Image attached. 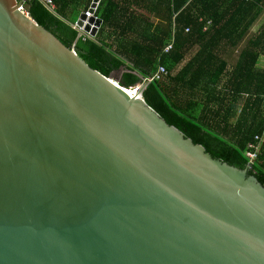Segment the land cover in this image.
Instances as JSON below:
<instances>
[{
  "label": "water",
  "instance_id": "obj_1",
  "mask_svg": "<svg viewBox=\"0 0 264 264\" xmlns=\"http://www.w3.org/2000/svg\"><path fill=\"white\" fill-rule=\"evenodd\" d=\"M24 3L0 0V264H264L248 166L213 158L147 105V80L92 69ZM99 3L76 21L92 38Z\"/></svg>",
  "mask_w": 264,
  "mask_h": 264
},
{
  "label": "trees",
  "instance_id": "obj_2",
  "mask_svg": "<svg viewBox=\"0 0 264 264\" xmlns=\"http://www.w3.org/2000/svg\"><path fill=\"white\" fill-rule=\"evenodd\" d=\"M92 2L53 0L55 8L49 10L30 0L24 10L105 77L125 69L123 87H135L164 67L167 75L144 90L145 102L213 158L245 169L249 144L263 136L249 174L264 187V0H100L96 15L102 25L94 38L85 34L83 40L74 25ZM139 11L165 15L167 25H154ZM261 18L260 29L248 35ZM243 41L227 71L225 56ZM195 44L200 48L177 73Z\"/></svg>",
  "mask_w": 264,
  "mask_h": 264
},
{
  "label": "crops",
  "instance_id": "obj_3",
  "mask_svg": "<svg viewBox=\"0 0 264 264\" xmlns=\"http://www.w3.org/2000/svg\"><path fill=\"white\" fill-rule=\"evenodd\" d=\"M139 12H142L143 13L142 14L143 16L149 18L150 22L153 23L154 25H159V26H166L167 25V19H166L165 15H163V14H148L146 11H139ZM81 13H86V12L81 11ZM80 14L78 15L76 21L78 20ZM263 18H264V16H263ZM263 18L259 19L253 25V27L251 28V30L248 33V35L254 34V33H256L260 29V27L263 24ZM210 25H211V22L208 21L206 23V27H204L203 31H206V29ZM188 32H189V29H188ZM247 38L248 37H246V39ZM171 43H172V46H173V40L171 41ZM171 43H169V44H171ZM243 44H244V41H243V43H241L239 45L238 48L229 50L230 52L225 56V60L227 62V71H230L234 67V65L236 64V61H237L238 55H239V51H240V49H241V47H242ZM199 48H200L199 47V44H195V45L191 46L188 49V51L185 54V57H184L183 61L180 64H178L177 73L179 72V70L181 68H183L185 65H187L189 63V61H191V59L194 57V55L196 54V52L198 51ZM260 65L264 66V58L261 59ZM125 72H126L125 69H120L119 71L113 73L112 75H113L114 78H122V75Z\"/></svg>",
  "mask_w": 264,
  "mask_h": 264
},
{
  "label": "built area",
  "instance_id": "obj_4",
  "mask_svg": "<svg viewBox=\"0 0 264 264\" xmlns=\"http://www.w3.org/2000/svg\"><path fill=\"white\" fill-rule=\"evenodd\" d=\"M25 1H30V0H25ZM41 2L44 6H46L49 10H54L55 4L53 3V0H38ZM246 2H252L253 0H245ZM87 18H90L92 14L90 11L86 12ZM264 16V15H263ZM74 28L81 34L82 39L84 40V32L82 27H78L75 23ZM188 32V29L186 30ZM172 49V43L168 44V46L165 48L164 52L167 53ZM167 75V71L164 67L160 66L158 69L155 71V73L147 80L149 83L153 81H159L161 80L164 76ZM263 144V136H256L254 138V142L252 144H249L247 151L245 152V157L248 160V168L249 170L252 168V165L255 163V161L258 159V156L260 154L261 148Z\"/></svg>",
  "mask_w": 264,
  "mask_h": 264
},
{
  "label": "bare ground",
  "instance_id": "obj_5",
  "mask_svg": "<svg viewBox=\"0 0 264 264\" xmlns=\"http://www.w3.org/2000/svg\"><path fill=\"white\" fill-rule=\"evenodd\" d=\"M130 94H132V95H133L134 93L132 92V93H130Z\"/></svg>",
  "mask_w": 264,
  "mask_h": 264
}]
</instances>
